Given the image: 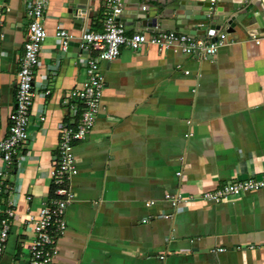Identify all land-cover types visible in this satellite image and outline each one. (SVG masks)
<instances>
[{
  "label": "crops",
  "instance_id": "0c3cea01",
  "mask_svg": "<svg viewBox=\"0 0 264 264\" xmlns=\"http://www.w3.org/2000/svg\"><path fill=\"white\" fill-rule=\"evenodd\" d=\"M28 1L0 0V138L17 102ZM196 2L124 0L118 20L128 33H151L154 25L142 24L138 14L158 12L169 19L162 28L184 31L177 14L187 4L201 13ZM106 3L90 0L83 14L73 0L47 4L31 139L7 169L17 216L0 264H29L27 212L53 194L61 126L81 116L71 92L88 78L86 63L79 45L61 49L56 25L77 41L85 28H103ZM248 19L225 22L230 29L215 55L187 53L174 43L123 46L119 56L101 61V107L91 131L75 141L78 171L69 182L75 199L51 264H264V187L221 201L201 197L264 172V23L250 26ZM185 27L213 37L208 18L188 19ZM167 193L184 199L175 206Z\"/></svg>",
  "mask_w": 264,
  "mask_h": 264
},
{
  "label": "built area",
  "instance_id": "2783aa9c",
  "mask_svg": "<svg viewBox=\"0 0 264 264\" xmlns=\"http://www.w3.org/2000/svg\"><path fill=\"white\" fill-rule=\"evenodd\" d=\"M216 1L211 0V3L215 5ZM48 2L49 0L28 1L29 23L18 70L17 102L9 114L8 134L0 138L2 162L0 165V258L6 249L17 216L16 201L10 196L16 186L7 179V169L14 164L20 149L31 139L32 105L37 92L34 85L35 74L40 50L49 34L43 23ZM123 10L124 0H107L103 28H85L76 38L88 73V78L82 82L81 86L71 92V96L81 103V116L76 125L66 122L61 126L58 158L50 171L54 184L53 194L43 199L36 212H27L26 223L33 234L28 243L29 264H51L59 251L56 243L67 227L66 209L75 199V192L69 185L71 177L78 171L74 153L75 141L83 139L91 131L101 107L105 87L101 61H110L119 56L123 46L139 49L152 45L165 47L174 43H178L187 53L202 52L203 55H215L218 45L223 43L230 29V25L222 29L217 40L191 32L164 29L159 22L151 28V33L146 30L128 33L124 23L118 20ZM199 26L205 27L206 23L201 22ZM55 36L63 51L68 49L70 41L75 38L61 24L56 25ZM178 174L181 175L182 172L178 171ZM262 187H264V172L260 175L255 174L229 181L216 189L205 190L201 197L221 201L236 197L244 191ZM166 197L175 206L184 199L182 193L176 195L167 193ZM31 199L32 195L28 194L27 200ZM164 216L171 215L165 213Z\"/></svg>",
  "mask_w": 264,
  "mask_h": 264
},
{
  "label": "water",
  "instance_id": "95a60500",
  "mask_svg": "<svg viewBox=\"0 0 264 264\" xmlns=\"http://www.w3.org/2000/svg\"><path fill=\"white\" fill-rule=\"evenodd\" d=\"M90 0H73L75 3L73 5L74 10H76V13L83 14L86 13L87 6L89 4ZM239 3L234 0H217L215 5L211 3V0H197L196 3L200 5L201 13H194L192 11V8L190 6L184 5L182 6L183 12H178L177 14L181 21H178V26L180 29L188 32H194L190 29L185 27L186 20L188 19H209V32L211 35H213L212 40H217V29H223V25L226 24L225 22H232V20L236 18H240L243 20V18H249L248 24L250 26H253L254 23L258 22L259 24L264 23V0H238ZM224 2H228V5L226 7L222 6L221 4ZM190 5V4H189ZM192 5V3H191ZM222 6V7H221ZM242 8L244 10L243 13L239 14L237 13L236 16L234 15L235 12L238 11L239 8ZM138 17L141 19L142 24H148L150 25H156L158 22L161 23L162 26L168 27L167 23H169V19L167 18H159V13L154 14H143L139 13ZM231 18H233L231 20ZM168 21V22H167ZM260 24V25H261ZM264 26V24H262ZM171 27V26H170ZM173 28L176 27V24L172 26ZM72 45H79L78 41H70L68 50L71 48Z\"/></svg>",
  "mask_w": 264,
  "mask_h": 264
}]
</instances>
